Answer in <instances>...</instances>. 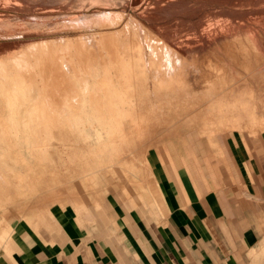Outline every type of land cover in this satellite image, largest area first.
Returning a JSON list of instances; mask_svg holds the SVG:
<instances>
[{
	"label": "rangeland",
	"instance_id": "374dc122",
	"mask_svg": "<svg viewBox=\"0 0 264 264\" xmlns=\"http://www.w3.org/2000/svg\"><path fill=\"white\" fill-rule=\"evenodd\" d=\"M133 1L0 0V242L9 222L32 205L76 197L118 178L120 169L143 168L151 143L187 127L235 119L228 88L235 87L242 116L252 109L264 124L261 11L237 9L243 0L203 11L190 0H159L157 7L154 0ZM219 8L231 59L218 46L182 38L197 32L199 21H213ZM130 12L140 18L123 30ZM246 28L258 37L259 53L235 59ZM133 35L148 39L152 75L135 57ZM16 58L26 63L21 71L12 66Z\"/></svg>",
	"mask_w": 264,
	"mask_h": 264
},
{
	"label": "crops",
	"instance_id": "0c3cea01",
	"mask_svg": "<svg viewBox=\"0 0 264 264\" xmlns=\"http://www.w3.org/2000/svg\"><path fill=\"white\" fill-rule=\"evenodd\" d=\"M236 100L235 119L151 143L143 168L32 205L0 264H261L264 124Z\"/></svg>",
	"mask_w": 264,
	"mask_h": 264
},
{
	"label": "bare ground",
	"instance_id": "6f19581e",
	"mask_svg": "<svg viewBox=\"0 0 264 264\" xmlns=\"http://www.w3.org/2000/svg\"><path fill=\"white\" fill-rule=\"evenodd\" d=\"M160 1H163V0H160ZM160 1L159 0H154V1H152V4H155L156 7H157V5L159 6V3H161ZM134 2H137V0H134L132 2V4H134ZM163 2H165V1H163ZM189 2H191V3L193 2V4H191L190 7H192V8H198L200 10H202L204 8V6H206V5H212V6H220V7H222V5L224 4V3H222V0H190ZM167 3H168V1H167ZM174 3L175 4H184L185 2H183L181 0H176ZM171 4H169V5L171 6ZM187 5H189V4H187ZM232 5H234V4H232ZM236 6H237L236 8L239 9V10H249V9H253V12H252L253 16H256V14L258 13V11H261V14L264 16V0H243V1H240ZM131 9H132V11L134 10V8H132V6H131ZM205 9H207V8H205ZM221 12H222V9L221 8H219L217 10V12H215L216 15H215V18L213 16V18H214L213 21H211V20H210V22L209 21H199L196 24L198 31L197 32H191L190 31L191 34L184 35L185 37H182V38H183V40H185L186 43H189L190 45H194L195 43L198 44V45H202L203 44V48H205V49H207L208 47H211V46H212L211 48H215L216 49L217 46H218V47H220L223 50V52L225 53V55L227 56V58H230L231 59L233 57L232 56L233 55V52H232L233 49H229L228 44L226 43L225 40H223V34L224 33L223 32H219V30L222 28V25L226 21V20H223L222 18L219 17L220 15H222ZM139 15H140L139 13L138 14H134V12H130V15H129V17H127L128 19L123 24V28L122 29L124 30V29L128 28L130 23H133L134 21H136V19L134 18L135 16L138 17V18H140ZM259 21H260V19H256L254 23H258ZM238 24H241V22L238 21ZM141 26H142V24H141ZM253 33H254V31L251 30V29H249V28H246V29H244L242 31V35H243L242 36V39H243V41L235 43L238 46V48H239L238 50L235 51V59L236 58H239V55L240 54H243V53L246 54V55H249V53H250L249 51H253L255 54H257V52L259 51L258 50L259 39H258V37H255L253 35ZM261 40L264 42V34H263V37H261ZM129 41L138 50L136 52L135 57L143 60L144 66L147 65L149 67L148 68V72H149V74H151L152 73V70H151L152 69L151 68V66H152V57H148L149 59H147V62L145 61V57H144L145 56V49H144V45L143 44H144L145 41H148V39H145L144 42H143L138 37V35H133V36H131V40L129 39ZM10 49H13V46ZM15 49H17V47H15ZM24 64L26 66V63L23 60V58H16L13 61V65L12 66L15 67L18 71H21V69H23ZM75 66H78V65H75ZM142 70H144V69H142ZM159 70H160V72H163L164 68H160ZM154 75H157V72L154 73ZM158 76H160V79L163 78L162 77L163 75H161V73H160V75H157V77ZM87 79H88V77H87ZM112 82H113V79H112ZM115 83H116V81H115ZM235 106H236V103H235ZM225 107H226V105H225ZM232 108H234V107H232ZM158 111H160V109ZM231 111L233 112V109ZM127 145H128V143H127Z\"/></svg>",
	"mask_w": 264,
	"mask_h": 264
}]
</instances>
